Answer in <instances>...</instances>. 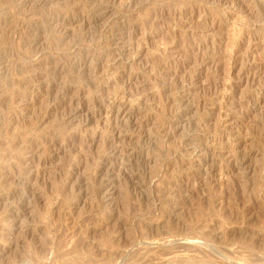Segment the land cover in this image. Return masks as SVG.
Wrapping results in <instances>:
<instances>
[{"label":"rangeland","instance_id":"rangeland-1","mask_svg":"<svg viewBox=\"0 0 264 264\" xmlns=\"http://www.w3.org/2000/svg\"><path fill=\"white\" fill-rule=\"evenodd\" d=\"M0 264H264V0H0Z\"/></svg>","mask_w":264,"mask_h":264}]
</instances>
